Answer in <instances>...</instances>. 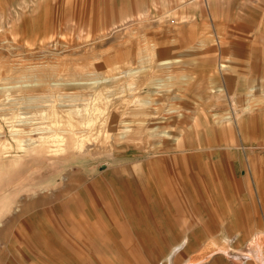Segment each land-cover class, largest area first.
<instances>
[{
  "label": "rangeland",
  "instance_id": "374dc122",
  "mask_svg": "<svg viewBox=\"0 0 264 264\" xmlns=\"http://www.w3.org/2000/svg\"><path fill=\"white\" fill-rule=\"evenodd\" d=\"M237 256L264 264V0H0V264Z\"/></svg>",
  "mask_w": 264,
  "mask_h": 264
},
{
  "label": "bare ground",
  "instance_id": "6f19581e",
  "mask_svg": "<svg viewBox=\"0 0 264 264\" xmlns=\"http://www.w3.org/2000/svg\"><path fill=\"white\" fill-rule=\"evenodd\" d=\"M226 253V252H225ZM228 255V254H227ZM244 256V255H243ZM246 256V255H245ZM243 258H240L239 256H237V258H234V264H238V262H242Z\"/></svg>",
  "mask_w": 264,
  "mask_h": 264
},
{
  "label": "crops",
  "instance_id": "0c3cea01",
  "mask_svg": "<svg viewBox=\"0 0 264 264\" xmlns=\"http://www.w3.org/2000/svg\"><path fill=\"white\" fill-rule=\"evenodd\" d=\"M234 58H235V57H234ZM248 66H249V65H248ZM250 71H253V69H252V70L250 69ZM247 75H249V73H248ZM247 75H246L245 78L249 77V76H247ZM252 75H254L253 72H252ZM249 81H250V83H252V79H249Z\"/></svg>",
  "mask_w": 264,
  "mask_h": 264
}]
</instances>
